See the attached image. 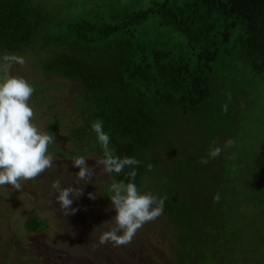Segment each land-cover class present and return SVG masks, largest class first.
<instances>
[{"label":"trees","instance_id":"16d2710c","mask_svg":"<svg viewBox=\"0 0 264 264\" xmlns=\"http://www.w3.org/2000/svg\"><path fill=\"white\" fill-rule=\"evenodd\" d=\"M116 17L115 22H58L35 0H0V57L34 48L38 31L47 22L52 40L42 46V70L48 78L75 82L73 112L81 118L70 132L75 149L67 153L55 143L49 145V153L101 157L91 122L102 120L114 155L142 162L134 181L125 179L127 167L120 174L111 173L112 180L133 182L143 190L147 165H154L155 171L156 162H162L158 157L166 151L171 153L165 160L182 164L175 153L178 141L177 147L171 143L177 130H203L202 124L213 120L210 114L221 81L219 64L235 58L264 78V0H153L147 9H126ZM152 17L159 22H150ZM30 85L39 94L46 87L36 81ZM217 124L210 123L214 128ZM58 126L52 117L47 132L55 142ZM255 164L264 178V145ZM167 169L176 170L174 166ZM153 183L158 187L149 192L144 188L142 194L167 197L163 213L179 234L174 264H205L203 246L216 245L219 239L214 215L206 214V205L185 202L172 182ZM25 226L38 233L47 228V222L34 215Z\"/></svg>","mask_w":264,"mask_h":264},{"label":"rangeland","instance_id":"374dc122","mask_svg":"<svg viewBox=\"0 0 264 264\" xmlns=\"http://www.w3.org/2000/svg\"><path fill=\"white\" fill-rule=\"evenodd\" d=\"M35 1L58 22L79 19L115 22L119 20L116 15L123 10L147 9L153 0ZM150 22L159 20L152 17ZM47 30L46 22L38 31L35 47L16 54L25 58V65H14L9 74L21 76L30 84L36 81L48 87L40 94L33 92L28 101L34 112L32 123L41 132H47L50 119L56 118L59 125L56 144L71 153L75 146L70 132L81 124V118L73 112L71 99L76 84L48 78L43 72L42 46L52 40ZM179 40L185 41L184 37ZM218 72L221 81L210 114L218 127H212V121L208 120L206 124L201 123L203 130L197 127H187L185 132L177 130L171 143L177 147L178 141L175 153L183 159L182 164L172 165L169 159L165 160L164 156L170 158L171 153L166 151L158 157L162 162H156V170L147 172L143 190L138 192L157 188L153 182L170 181L175 193L183 195L185 202L206 205V214L215 217L214 229L219 239L216 245L203 246L205 264H216L215 261L244 264L246 259L250 262L247 264H264V178L255 164L264 145V78L235 58L219 64ZM224 104L227 112L222 110ZM214 147H220L221 153L214 159L209 158L207 164H201V158H208V152ZM84 157L94 172L90 183L75 184L73 175L79 168L72 166V156L55 154L53 167L35 180L21 181V190L10 185L0 186V264H174L175 238L179 234L173 232L171 220L164 213L138 229L130 244L113 247L108 243L93 250L92 245L103 231L110 230L111 224L103 225L96 232L94 228L116 215L111 201L105 198L113 180L109 173L95 166V159L100 158L96 153ZM173 166L175 172L167 169L173 170ZM55 179H61L64 187L72 183L73 187L83 188L79 198L70 196L71 208L76 209L74 214L64 216L59 210L56 193L50 187ZM88 193L95 194L96 198L90 199ZM217 193L218 202L213 200ZM34 215L47 222L44 231L32 233L26 229L27 219ZM206 216L209 221L211 217Z\"/></svg>","mask_w":264,"mask_h":264},{"label":"clouds","instance_id":"9594fccd","mask_svg":"<svg viewBox=\"0 0 264 264\" xmlns=\"http://www.w3.org/2000/svg\"><path fill=\"white\" fill-rule=\"evenodd\" d=\"M25 63V58L16 54L6 53L0 57V186L10 185L17 191L22 189L21 181L35 180L52 168L55 160V154L48 151L49 145L56 143L54 135L41 132L32 123L34 112L28 101L34 87L23 77L9 74L14 65L23 67ZM222 110L227 112V104L222 105ZM91 130L96 134L97 143L103 151V155L95 159V166H100L109 174H120L127 167L130 171L125 173V179L134 181L137 176L136 168L142 162L134 157L120 158L114 155L115 149L109 146L110 137L103 131L102 120L91 122ZM221 151L220 147L212 148L208 152V158H201L200 163L207 164L209 158L214 159ZM86 160L84 156L71 158L72 166L79 168V172L73 175L77 185L82 184V181L90 183L93 178V168L86 164ZM153 167L149 163L147 171H152ZM50 187L56 193L55 200L59 203L62 214H74L76 209L71 208L73 199L70 196L79 198L83 195V188L73 187L72 183L64 187L61 179L53 180ZM88 196L90 199L96 198L93 193H88ZM108 197L116 215L112 220L94 228L93 232H96L103 225L111 224L110 230L103 231L97 243L92 245L93 250L108 243L113 247L130 244L138 229L163 214L167 199L152 193L140 194L135 183H125V180H114L108 189ZM219 199V193L215 194L213 200L218 202Z\"/></svg>","mask_w":264,"mask_h":264}]
</instances>
